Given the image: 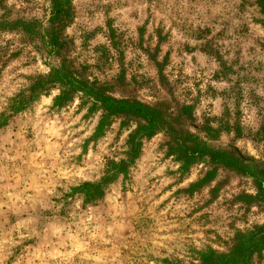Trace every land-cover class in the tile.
<instances>
[{"label": "rangeland", "instance_id": "obj_1", "mask_svg": "<svg viewBox=\"0 0 264 264\" xmlns=\"http://www.w3.org/2000/svg\"><path fill=\"white\" fill-rule=\"evenodd\" d=\"M70 1L69 20L50 31V0H0V264H198L199 251L225 253L264 225L251 178L207 157L183 171L175 152L179 136H195L264 166L256 1ZM63 60L78 81L154 108L171 129L135 139L132 153L139 119L111 115L97 134L103 111L89 96L56 107L58 85L31 93ZM86 182L102 183L93 204L76 191Z\"/></svg>", "mask_w": 264, "mask_h": 264}, {"label": "trees", "instance_id": "obj_2", "mask_svg": "<svg viewBox=\"0 0 264 264\" xmlns=\"http://www.w3.org/2000/svg\"><path fill=\"white\" fill-rule=\"evenodd\" d=\"M51 12L49 17L50 31L53 24L64 26L69 20L71 13L70 0H50ZM262 15V22L260 24L264 28V0H255ZM13 26L20 28L23 32L29 33L33 30V23L17 20L12 23ZM31 30V31H30ZM48 45L55 54L59 53L61 42L58 40L56 33H48ZM56 51V52H55ZM66 62L63 60L59 68H51L46 77H41L36 81L32 88L31 93L38 94L47 92L51 88L59 87V96L54 99V106L61 105V102H68L71 95L75 92H80L82 95L89 96L92 100L100 105L103 111L102 118L96 128V133L102 130L103 122L114 114H120L130 117H135L140 120L134 133L131 135V142L135 139L140 140L143 138H150L156 132L165 128L171 129V126L165 121L161 113L154 108L142 104L138 101L128 99H118L109 96L102 87H90L82 81H78L73 75L69 73ZM24 100L13 102V105L8 109L11 113L21 111L24 107ZM4 115L0 117V127L6 125L3 119ZM205 132L207 135H212V130L208 129ZM216 132V131H215ZM178 146L176 147L177 161L180 162V167L183 171H187L189 165L197 157H207L209 164L221 167L226 170L234 171L236 174L251 178L257 190L256 198L264 199V166L259 165L254 160L246 158L240 154L236 149L228 150H215L206 146L205 142L199 140L195 136H189L185 139L179 136L175 140ZM135 143V141H134ZM133 143V144H134ZM138 144H134L132 153L138 150ZM134 155V154H132ZM135 156V155H134ZM125 163L115 164L120 173H125V169L121 168ZM114 173H118L114 171ZM125 175V174H124ZM114 177V174H113ZM109 181L108 176L101 182ZM83 183L76 189L83 197V203L93 204L97 202L104 195L102 183ZM201 183V182H200ZM199 182L194 184H200ZM264 251V225L255 227L253 230L237 233L234 243L225 253H218L212 249L202 250L197 253L198 264H254L253 259L259 258Z\"/></svg>", "mask_w": 264, "mask_h": 264}]
</instances>
